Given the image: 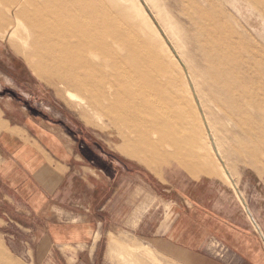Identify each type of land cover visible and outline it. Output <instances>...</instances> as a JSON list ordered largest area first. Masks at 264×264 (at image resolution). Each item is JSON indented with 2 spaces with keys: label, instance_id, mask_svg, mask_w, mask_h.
I'll use <instances>...</instances> for the list:
<instances>
[{
  "label": "rangeland",
  "instance_id": "374dc122",
  "mask_svg": "<svg viewBox=\"0 0 264 264\" xmlns=\"http://www.w3.org/2000/svg\"><path fill=\"white\" fill-rule=\"evenodd\" d=\"M39 1L44 9L43 0ZM95 1L114 17L111 31L116 38L108 33L105 43L114 39L117 47L120 41L131 45L136 56L131 67L137 75L144 74L145 85L164 111L160 112L155 101L132 98L133 89L121 80L106 81L103 86L107 93L115 92L119 83L128 110L118 115L107 111L111 105L107 101L106 108L91 103L88 89L72 78L75 70L63 64L59 68L41 50L39 41L49 34L46 24L41 25L46 12L30 5L28 20L12 12L27 5L26 0L0 3V77L4 84L69 119L90 136L93 145H101L117 159L150 174L159 183L162 198L170 200L162 199L167 210L171 200L177 201L184 191L218 210L224 208L227 224L234 227L240 229L245 220H252L256 264H264V0ZM66 46L65 42L57 45L62 51ZM122 55L118 60L127 61ZM89 56L100 59L95 52ZM140 61L146 64V69H138L141 72L136 70ZM105 72L113 73L112 64ZM217 72H227L230 78L219 82ZM80 74L86 72L80 70ZM228 92L232 98L225 103ZM70 93L77 100L70 99ZM0 101L7 102L2 97ZM179 163L206 172L194 174ZM215 171L219 174L207 173ZM197 183L202 186L198 188ZM243 200L253 219L248 218ZM20 223L8 214L0 221V264H78L80 260L92 264L93 259L95 264H107L105 250L97 251L95 257L89 252L77 254L75 249L64 254L50 252L48 245L36 239L35 229ZM206 250V264H236L235 252L215 235ZM150 264L179 263L171 253H160Z\"/></svg>",
  "mask_w": 264,
  "mask_h": 264
},
{
  "label": "crops",
  "instance_id": "0c3cea01",
  "mask_svg": "<svg viewBox=\"0 0 264 264\" xmlns=\"http://www.w3.org/2000/svg\"><path fill=\"white\" fill-rule=\"evenodd\" d=\"M0 85L7 100L0 101V221L8 214L35 229L50 252L75 249L95 257L105 250L107 264H150L160 253H171L179 264H206L203 253L214 235L229 244L236 264H256L252 220L234 227L224 208L184 191L167 210L162 199L170 200L162 198L150 174L93 145L69 119L22 96L1 77ZM179 164L194 174L206 172Z\"/></svg>",
  "mask_w": 264,
  "mask_h": 264
},
{
  "label": "bare ground",
  "instance_id": "6f19581e",
  "mask_svg": "<svg viewBox=\"0 0 264 264\" xmlns=\"http://www.w3.org/2000/svg\"><path fill=\"white\" fill-rule=\"evenodd\" d=\"M4 1L6 2V0H0V3ZM26 3L27 5H20L18 10H12L16 18L24 16L27 20L30 19L29 15H27L30 5H33L37 11L43 9L41 7L42 3L39 0H26ZM43 3V10L46 14L44 15V21L41 22V25L46 24L49 34L39 41L40 47H42L41 50L45 49L46 54H44V56L50 57L58 63L57 65H59V68L60 65L63 64L65 68L67 67L75 70L76 73L72 74V78L76 79V84L78 86L88 89L91 103H96L97 105L101 104L102 107H104V101H107L111 103V105L107 106V111L112 109L117 113L128 110L129 107L125 100L124 91H120L122 87L119 83H117V90L115 92L108 91L107 93L103 86L106 81H111L115 84L116 80H121L133 89L132 93H129L132 98L134 97L137 100L147 98V100H152L151 102L155 101L158 105L156 107L161 109L160 112L164 111V106L155 100L156 97H154L150 88L145 85L144 74L141 73V76L137 75L136 71L131 67L130 61L136 59V56L131 53L130 44L128 45L124 41H120L121 44L117 47L118 41L114 39L111 42L105 43V39L109 35L108 33H114V31H111V29L114 28L112 25L114 17L111 14V10L109 11L104 7H99L100 3L95 0H43ZM110 37L112 36L110 35ZM114 37L116 38L115 33ZM122 39L125 40V38H120L119 40ZM60 42H65L67 45L64 51H62L63 48L58 49L57 47ZM248 49L245 50L247 51ZM92 52H95L100 59L95 61L90 58L89 55H91ZM120 54H124L122 57L126 58L127 61L118 60L121 57ZM111 64L113 73L108 74V72H105V68L110 67ZM143 68L146 69V64L140 61L136 70L140 71ZM80 70L86 72V75H81ZM217 73L219 82H226L230 78V74L227 72ZM108 75L110 76L109 80ZM226 95L225 103L229 102L227 99L228 97L232 98L229 92L226 93ZM69 97H71L70 99L77 100L78 96L70 93ZM259 103V101H256L255 105L258 106ZM118 104L119 106H117ZM241 107L239 110L242 109ZM118 115H120V113H118ZM132 123L133 122H131V124ZM213 145L216 146L214 142ZM216 147L218 149V146ZM226 172L230 177L229 171ZM257 228L261 231L259 225H257Z\"/></svg>",
  "mask_w": 264,
  "mask_h": 264
}]
</instances>
